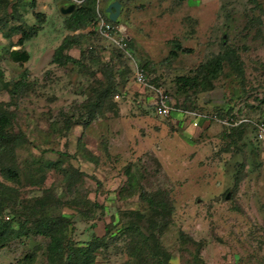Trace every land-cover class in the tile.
<instances>
[{"label": "rangeland", "instance_id": "obj_1", "mask_svg": "<svg viewBox=\"0 0 264 264\" xmlns=\"http://www.w3.org/2000/svg\"><path fill=\"white\" fill-rule=\"evenodd\" d=\"M109 1L97 0L100 11ZM117 1L126 53L89 25L66 29L67 0L0 7V112L23 137L4 163L15 174L0 173V217L12 229L27 221L24 235L0 241V264H60L33 232L40 211L68 220L72 248L102 238L79 264H264V146L252 124L225 137L219 123L182 112L264 119V0ZM22 31L34 35L18 45ZM64 36L74 62L54 64ZM225 48L236 64L200 78ZM21 49L27 61L13 62L9 51ZM131 61L180 112L153 113ZM180 76L201 81L182 86ZM95 89L104 102L84 124Z\"/></svg>", "mask_w": 264, "mask_h": 264}, {"label": "trees", "instance_id": "obj_2", "mask_svg": "<svg viewBox=\"0 0 264 264\" xmlns=\"http://www.w3.org/2000/svg\"><path fill=\"white\" fill-rule=\"evenodd\" d=\"M9 0H0V7L6 4ZM13 3L10 4V8H13ZM102 12V10H101ZM94 15V0H85V2L80 5L79 7H74L72 12L69 13L68 19L66 21L65 28L68 30H75L82 25H88L90 20L93 18ZM117 22V21H116ZM34 34L31 33L28 34L25 31H22L20 33L19 38L17 39L16 43L18 45H22L24 41H27L31 36ZM72 41L71 36H64L61 39L60 44L54 49L52 56H51V62L54 64H63L66 60H71V62H74L69 56L62 54L63 50L68 46V43ZM116 50V49H115ZM118 51V50H116ZM118 53H121L118 51ZM171 54H174L171 52ZM10 59L13 62L17 63H23L26 62L28 59V55L26 51L23 49L21 50H11L8 53ZM237 57L235 56V52H233L231 49L225 48L224 52L215 57L211 63H207V65H201L198 67V75L200 78L203 77V73L206 75L205 68L211 69V75L215 74V69L220 68V64L223 60H232L233 65L236 64ZM110 75V73L108 74ZM23 76V75H22ZM195 77H177L176 83L182 84V86H192L193 84H196L197 81H201V79L197 80L194 79ZM22 77L19 81L15 82L12 85V91L16 92V89L18 90L20 86H22L23 82ZM107 83H111V78L107 76ZM150 81V80H149ZM108 88V85H107ZM109 89H107V92ZM105 91L101 92L98 90H93L92 97H89L84 104L81 106L83 108V111L86 114L87 121L84 122L86 124L88 121H91L96 116V110L98 109V106L102 102L103 93ZM168 95V94H167ZM172 103V102H171ZM102 105V104H101ZM172 106H174V103H172ZM179 108V107H177ZM198 112V111H197ZM208 114H216L213 112H210ZM217 115V114H216ZM219 117H230L234 118L231 115H225L218 114ZM262 120V119H259ZM264 121V119H263ZM67 122V121H66ZM10 124L9 116L5 114V112H0V173L2 176H8L15 174L12 169L9 167L4 168V163L9 159V161H13V149L14 146H18L21 144L23 137L19 133H11L8 131L7 126ZM222 128V127H221ZM233 129L230 128L228 131H225L222 128V134L226 136L227 132L229 133ZM47 167L53 166V163L48 162L46 163ZM44 199H39V204L42 206ZM149 203H152V199H149ZM154 206V205H153ZM1 213V210H0ZM26 220L24 219L22 222H20L17 226V229H12L10 226L9 220H3L0 217V241L2 240H9L15 237H19L25 234V224ZM68 220L65 217L57 216V217H50L40 211L38 213L34 224H33V232L34 234L44 236L48 239L46 244V252L48 253L49 259L52 261L59 260L60 264H79V260L81 259H92L90 250H95L97 248V242L100 241L102 238H92L91 242L87 244V246L84 247H76L72 248L68 243H66V227L68 226ZM141 241H146L147 239L144 236H141ZM140 245L141 243L138 242ZM81 258V259H80ZM61 259L64 261L61 262ZM53 264V263H50Z\"/></svg>", "mask_w": 264, "mask_h": 264}, {"label": "built area", "instance_id": "obj_3", "mask_svg": "<svg viewBox=\"0 0 264 264\" xmlns=\"http://www.w3.org/2000/svg\"><path fill=\"white\" fill-rule=\"evenodd\" d=\"M69 4L73 6L82 5L85 0H67ZM90 29L98 35V37L107 39L113 48L120 51L121 53L127 52V39L124 36V30L122 26L118 23L109 21L105 14L98 8L97 0H94V15L92 20L89 22ZM131 79L132 82L142 88L151 90L154 95L151 97V107L153 113L159 117H169L171 112H180L179 109L172 106L169 96L160 91L158 88L150 85L146 79V73L144 68L135 61H131ZM182 111V110H181ZM183 113L191 114L193 118H198L205 122H217L220 126L228 131L230 128H234L239 124L248 123L252 124L254 139L260 142L264 146V121L255 120L251 121L249 119L241 118H228L219 117L216 114L200 113L196 111L183 110Z\"/></svg>", "mask_w": 264, "mask_h": 264}, {"label": "water", "instance_id": "obj_4", "mask_svg": "<svg viewBox=\"0 0 264 264\" xmlns=\"http://www.w3.org/2000/svg\"><path fill=\"white\" fill-rule=\"evenodd\" d=\"M119 9H120V3L117 0L109 1L103 8V13L106 15L108 20L111 22L117 21L118 15H119ZM73 10V5L68 4L66 7H61L59 9V12L62 15L69 14ZM228 197V193L224 196L226 199Z\"/></svg>", "mask_w": 264, "mask_h": 264}, {"label": "clouds", "instance_id": "obj_5", "mask_svg": "<svg viewBox=\"0 0 264 264\" xmlns=\"http://www.w3.org/2000/svg\"><path fill=\"white\" fill-rule=\"evenodd\" d=\"M68 5V4H67ZM72 5V4H71ZM75 6H73V8H74ZM104 8V7H103ZM102 12H103V10H102ZM106 16V15H105ZM107 18V17H106ZM108 19V18H107ZM110 21V20H109ZM114 23H116V21L114 22Z\"/></svg>", "mask_w": 264, "mask_h": 264}, {"label": "crops", "instance_id": "obj_6", "mask_svg": "<svg viewBox=\"0 0 264 264\" xmlns=\"http://www.w3.org/2000/svg\"><path fill=\"white\" fill-rule=\"evenodd\" d=\"M174 119H176V118H174ZM201 122H204V121H201ZM204 123H206V122H204Z\"/></svg>", "mask_w": 264, "mask_h": 264}]
</instances>
